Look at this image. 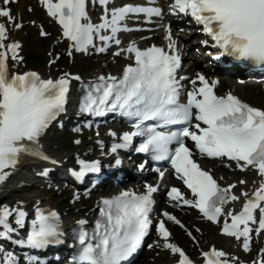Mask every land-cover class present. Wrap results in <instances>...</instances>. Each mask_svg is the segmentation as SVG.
Masks as SVG:
<instances>
[{
    "label": "snow or ice",
    "instance_id": "1",
    "mask_svg": "<svg viewBox=\"0 0 264 264\" xmlns=\"http://www.w3.org/2000/svg\"><path fill=\"white\" fill-rule=\"evenodd\" d=\"M17 2L0 0V184L6 182L22 159L30 157L52 167L62 163L45 151L41 140L49 126L66 112L72 81H79L78 114L97 117L116 112L131 122V130L119 135L109 129L112 137L118 136V142L114 141L107 153H101L115 154L109 166H119V150L128 149L134 137H142L135 150L149 154L154 161L168 162L191 193L189 197L172 186L167 192L169 202L174 207L197 209L202 218L218 225L221 234L233 238L236 247L251 253L254 237L264 236V108L230 91L218 94L215 89L219 81L202 72L178 77L181 56L170 25L163 26L166 45L142 48L130 40L126 47H120V33L141 27L130 26L129 19L142 15L145 22H151L153 17H163L164 10L156 6V0H125L118 6L113 0H38L46 15L59 26L53 43L65 40L67 55L88 54L90 50L104 53L115 45L113 55H124L131 62L125 63L118 75L100 73L88 80L64 71L44 76L35 69L20 70L19 65L25 63L21 55L23 42L14 38L13 32L22 30L25 21L22 13L13 11L12 5ZM90 4L93 9L97 4L102 9L95 22ZM28 10L34 9L29 6ZM168 11L189 16L200 25L207 37L202 43L211 42L222 54L264 69V0H171ZM27 23L36 25L35 20ZM37 27L40 37L51 35L43 23ZM48 55L51 68L61 53ZM185 80L190 88L181 83ZM73 143L79 145L81 140L76 138ZM196 154L226 157L241 171H253L251 187L243 178L221 185L201 167ZM101 166L100 159H84L77 153L68 172L75 181H82L90 173H99ZM138 169L145 170V163ZM50 171L44 167L40 175L47 176ZM154 171L162 181L165 171L159 167ZM237 186L239 192L235 191ZM157 191L158 183L146 182L142 191L125 188L100 197L92 227H85L88 222L83 218L74 222L76 251L70 264H127L153 225V194ZM72 199L78 200L79 194ZM25 203L24 199H17L15 204L0 203V240L15 246L8 250L0 244V264H20L21 256L24 264H45L33 251L17 254L15 248L40 251L63 243L61 213L37 198L30 215ZM236 204L240 205L238 210ZM169 221L186 229L177 216L165 209L155 223L158 239L153 244L169 253L172 264H197L170 239L173 234L167 226ZM186 231L196 241L192 231ZM200 257V264H264V246L252 260L215 245L202 249Z\"/></svg>",
    "mask_w": 264,
    "mask_h": 264
},
{
    "label": "bare ground",
    "instance_id": "2",
    "mask_svg": "<svg viewBox=\"0 0 264 264\" xmlns=\"http://www.w3.org/2000/svg\"><path fill=\"white\" fill-rule=\"evenodd\" d=\"M23 5H24V0H18V2H17V4H16V10H18V9H20V10H22L23 9ZM36 11V18H37V20H40V21H44V17L42 16V15H40L39 14V12H38V8H35L34 9V12ZM34 14V13H33ZM53 36V35H52ZM18 37V36H17ZM19 66H21V65H19ZM36 68H38V70L39 71H41V72H46V73H48L47 72V70H49V68H47V67H45V66H37ZM253 84H251L250 86H248L249 88H247V89H241V92L242 93H244L246 96H249V97H253L254 99H256V100H258V101H260L261 103H263L264 104V100H262L263 99V96H260V97H258V95L256 94V93H254V91L252 90V88H253ZM240 91V90H239ZM63 156V155H62ZM62 156H60V158H62ZM29 164H35V163H33V162H29V163H27L26 164V166H28ZM19 179L18 180H16L15 182H13L12 180H8L5 184H4V186L2 187V189L0 190V195L4 192V190L6 189V188H9V189H11V187H16L17 186V184L20 182V180H27V178H26V176L25 177H23V176H20V177H18ZM25 187H26V185H24ZM25 191H27V188H21V189H16L15 191H14V193H16L15 195L16 196H19V199H24V200H26L27 199V197L28 196H30V195H32V194H35L36 193V190H30V192L29 193H27V192H25ZM13 193V194H14ZM34 197H36V196H38V193H36L35 195H33ZM212 237V236H211ZM221 240H223V242L221 241ZM210 241H212V242H216V243H218L219 241H221L222 242V245H220V246H224V247H226V248H228V247H230L229 245H228V243H227V241L225 240V239H223L222 238V236H219L218 234H216V235H214L212 238H210Z\"/></svg>",
    "mask_w": 264,
    "mask_h": 264
},
{
    "label": "rangeland",
    "instance_id": "3",
    "mask_svg": "<svg viewBox=\"0 0 264 264\" xmlns=\"http://www.w3.org/2000/svg\"><path fill=\"white\" fill-rule=\"evenodd\" d=\"M29 15V17L31 16L30 14H28ZM87 60V59H86ZM44 62V61H43ZM43 62L41 63V64H43Z\"/></svg>",
    "mask_w": 264,
    "mask_h": 264
}]
</instances>
